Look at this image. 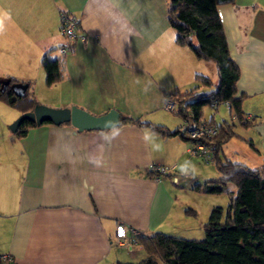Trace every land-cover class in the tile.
I'll return each mask as SVG.
<instances>
[{
	"label": "crops",
	"instance_id": "crops-1",
	"mask_svg": "<svg viewBox=\"0 0 264 264\" xmlns=\"http://www.w3.org/2000/svg\"><path fill=\"white\" fill-rule=\"evenodd\" d=\"M168 4L169 0H0V79L28 83L38 103L53 107L77 105L94 114L114 108L120 116L170 129L182 127L194 120L166 109L167 97L198 85L197 74L208 76L214 88L219 78L213 61L196 58L176 42ZM217 10L230 56L240 68L236 95L245 94L242 116L249 124L244 126L231 113L223 120L235 123L236 135L222 145L219 156L260 168L264 0H235L219 4ZM63 11L76 16L80 25L71 42L61 31ZM68 45L73 49L63 52ZM52 47L56 49L50 56L63 62L62 78L47 85L42 57ZM213 109L218 122L219 108ZM20 113L0 100V253L9 252L12 264L138 262L148 254L129 227L140 236L159 231L204 237L205 218L200 219L197 199H190L189 193L211 196L205 206L209 216L219 206L215 194L195 186L221 174L217 166L209 169L214 159L206 161L192 151V141L130 123L79 131L70 122H45L18 136L9 125ZM201 119L206 120L204 114ZM152 163L166 166L167 172L156 177L149 170ZM229 183L224 192L236 191ZM120 224L126 230L123 242L116 237Z\"/></svg>",
	"mask_w": 264,
	"mask_h": 264
},
{
	"label": "trees",
	"instance_id": "trees-1",
	"mask_svg": "<svg viewBox=\"0 0 264 264\" xmlns=\"http://www.w3.org/2000/svg\"><path fill=\"white\" fill-rule=\"evenodd\" d=\"M234 1L169 0L168 20L176 30V42L187 46L196 58L213 61L219 78L214 89L202 92L199 90L200 86L210 88L213 82L208 76L197 74L195 80L198 85L184 92H175L174 96L178 98L177 115L184 120L198 122L206 104L215 99L229 100L230 113L235 114L244 126L249 125L243 122L242 116V100L245 94L236 95L240 68L230 56L217 10L219 4ZM55 49L49 48L42 57L47 85L62 78V59L50 56ZM14 82L13 79H0V100L21 112L32 110L38 101L29 89L22 96L16 95L11 88ZM209 122H215L214 116H211ZM125 123L148 126L163 136L179 135L193 143L199 140L207 144L214 143L213 159L221 175L218 179L196 185L195 188L206 193L219 194L224 192L226 183L231 182L237 187L236 191L229 192L226 208H212L203 225V238L172 236L159 231L151 236H139L138 242L143 245L148 255L138 262L125 264H160L158 258L167 264H264V152L263 165L260 168H250L231 160L222 161L219 156L222 145L236 135L234 122L219 123L217 134L211 138L191 137L188 130L181 126L170 129L164 125L121 115L120 124ZM32 126L36 124L25 120L15 133L23 136Z\"/></svg>",
	"mask_w": 264,
	"mask_h": 264
},
{
	"label": "built area",
	"instance_id": "built-area-1",
	"mask_svg": "<svg viewBox=\"0 0 264 264\" xmlns=\"http://www.w3.org/2000/svg\"><path fill=\"white\" fill-rule=\"evenodd\" d=\"M60 27L61 31L64 35L72 41V39H75L77 37L78 28L80 27L78 18L74 16L72 13L63 11L60 15ZM73 48L72 46L68 45V47H65L62 49L63 52L71 51ZM220 104H223L226 108L230 109L231 102L229 100L224 101H218L214 100L210 103V105L214 108ZM164 107L170 111L177 112L178 110V102L175 99V96H169L167 97ZM183 129H187L191 137H200L204 136L207 138H211L214 135L217 134L219 130V123L218 122H209L207 120L200 119L198 122L193 121L189 122L186 121L184 125H182ZM192 151L199 157L203 158L204 160H212L213 159V145H209L203 141H196L193 143ZM167 167L161 164H150L149 170L155 176H159L160 174H165L167 172ZM174 181L177 180V178H173ZM177 182V181H176ZM129 232L131 235L138 239L140 236V233L136 231L134 228L129 227ZM126 230L123 225H118L116 229V237L117 240L120 242H123L125 239ZM14 262L13 256L9 252L0 253V264H12Z\"/></svg>",
	"mask_w": 264,
	"mask_h": 264
},
{
	"label": "water",
	"instance_id": "water-1",
	"mask_svg": "<svg viewBox=\"0 0 264 264\" xmlns=\"http://www.w3.org/2000/svg\"><path fill=\"white\" fill-rule=\"evenodd\" d=\"M29 87L28 83L14 82L11 88L16 95L22 96ZM25 120L40 125L45 121L53 124L70 122L79 131L83 130H104L117 127L120 124V113L111 108L103 114H94L77 106L53 107L44 103H38L32 110L21 112L9 125L12 132H16L21 123Z\"/></svg>",
	"mask_w": 264,
	"mask_h": 264
},
{
	"label": "rangeland",
	"instance_id": "rangeland-1",
	"mask_svg": "<svg viewBox=\"0 0 264 264\" xmlns=\"http://www.w3.org/2000/svg\"><path fill=\"white\" fill-rule=\"evenodd\" d=\"M212 88H214V86H212ZM31 89V88H30ZM30 91V90H29ZM175 99L177 100L178 102V98L177 96H175ZM219 108V114H218V117H217V121L219 123L223 122V120H229L231 118L230 116V111H228V109H226V107L223 105V104H220L218 105L217 109ZM228 111V112H227ZM214 109L213 107L210 105V104H206L204 107H203V114H204V117L206 118L207 121L210 120L211 116L214 115ZM190 122V121H189ZM188 122V123H189ZM209 145H213L214 147V143H211ZM213 160V159H212ZM206 164V163H205ZM252 164V163H251ZM251 168H255V165H251ZM249 166V165H248ZM213 167L216 168V163L214 162L209 164V169H212ZM236 186L232 183H229L228 184V188H235ZM207 195V196H206ZM208 197H211V196H208V194H205V196H199L197 194H194L192 195L191 193H189V198L194 200H196V202H198V208L200 210V219L202 218H205L204 220L207 221L209 216H207V213L205 211V206L206 204L208 203ZM215 200H216V205H219V206H222L224 208L227 207L228 203H229V192H224V193H219V194H215L214 196H212ZM211 198V199H213ZM213 199V200H214ZM180 201V200H179ZM198 221V220H196ZM196 221L194 223H196ZM194 226H196V224H194ZM197 227V226H196ZM196 232L198 231H195L194 234H197ZM197 236V235H196ZM203 238V237H202Z\"/></svg>",
	"mask_w": 264,
	"mask_h": 264
}]
</instances>
